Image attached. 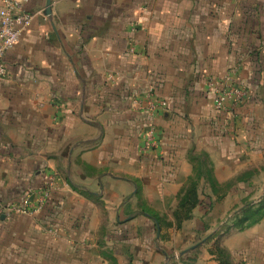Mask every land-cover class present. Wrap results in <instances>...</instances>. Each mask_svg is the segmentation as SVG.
I'll list each match as a JSON object with an SVG mask.
<instances>
[{
    "label": "crops",
    "instance_id": "crops-1",
    "mask_svg": "<svg viewBox=\"0 0 264 264\" xmlns=\"http://www.w3.org/2000/svg\"><path fill=\"white\" fill-rule=\"evenodd\" d=\"M48 1L0 77V264H264V216L235 219L264 195V0ZM225 76L250 97L217 110ZM199 154L218 184L177 226Z\"/></svg>",
    "mask_w": 264,
    "mask_h": 264
},
{
    "label": "built area",
    "instance_id": "built-area-1",
    "mask_svg": "<svg viewBox=\"0 0 264 264\" xmlns=\"http://www.w3.org/2000/svg\"><path fill=\"white\" fill-rule=\"evenodd\" d=\"M29 0H1L0 7V77L7 75V66L4 60L5 54L11 50L20 40L23 33L29 29L35 13L28 11L25 4ZM208 84L213 93L214 106L217 110H225L229 104L232 107L243 104L250 97L249 88L238 83L232 77H212ZM152 88L149 91L148 98L152 112H159L168 107V101L165 99H155ZM155 133V126L152 123L147 132L146 147L152 145ZM50 194V190L45 191ZM8 209L11 212L29 213L28 199L24 201H12Z\"/></svg>",
    "mask_w": 264,
    "mask_h": 264
},
{
    "label": "trees",
    "instance_id": "trees-1",
    "mask_svg": "<svg viewBox=\"0 0 264 264\" xmlns=\"http://www.w3.org/2000/svg\"><path fill=\"white\" fill-rule=\"evenodd\" d=\"M197 161L193 167V174L189 177L187 185L179 193V204L175 210L177 218V226L182 225L184 219L192 216V211L201 201L199 186L202 179L210 184H218L217 179L213 175V167L203 154L197 156ZM247 177V174H246ZM238 179H244V176H238ZM151 215L153 211H148ZM241 216V217H240ZM264 216V195L256 203L245 202L241 210L235 213V219L240 226L246 227L257 223ZM241 218V219H240ZM162 226V224H160Z\"/></svg>",
    "mask_w": 264,
    "mask_h": 264
},
{
    "label": "rangeland",
    "instance_id": "rangeland-1",
    "mask_svg": "<svg viewBox=\"0 0 264 264\" xmlns=\"http://www.w3.org/2000/svg\"><path fill=\"white\" fill-rule=\"evenodd\" d=\"M242 175V174H241ZM239 175V176H241ZM244 177H246V174L244 175ZM256 180L260 181L261 182V186L264 187V176H261L260 178H256ZM263 190L260 189V190H256V191H253L250 195H249V198L246 200L247 202H251V203H256L260 197V195L262 194ZM245 201V202H246ZM244 206V204H243ZM242 208V205L241 206H238L236 209H235V213L236 212H239ZM19 213V212H18Z\"/></svg>",
    "mask_w": 264,
    "mask_h": 264
},
{
    "label": "water",
    "instance_id": "water-1",
    "mask_svg": "<svg viewBox=\"0 0 264 264\" xmlns=\"http://www.w3.org/2000/svg\"><path fill=\"white\" fill-rule=\"evenodd\" d=\"M48 8H47V12H51V7H50V0L48 1ZM159 229V233H160V227L158 228Z\"/></svg>",
    "mask_w": 264,
    "mask_h": 264
}]
</instances>
